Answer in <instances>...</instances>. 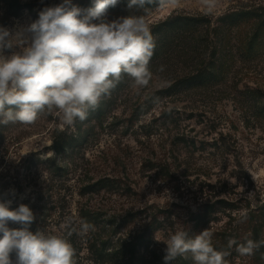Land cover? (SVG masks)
Returning <instances> with one entry per match:
<instances>
[{
  "label": "rangeland",
  "instance_id": "rangeland-1",
  "mask_svg": "<svg viewBox=\"0 0 264 264\" xmlns=\"http://www.w3.org/2000/svg\"><path fill=\"white\" fill-rule=\"evenodd\" d=\"M62 2L0 0V26H26L38 19L44 7ZM71 5L88 9L94 0H71ZM263 5L264 0H217L209 15L199 0L148 8L147 22L156 44L150 85L137 94L125 78L105 99L109 106L103 125L86 122L84 127L90 130L92 126L88 142L57 157V171L49 165V159L55 158L51 150L55 131L75 132L81 121L64 126L57 117L42 115L30 126L0 124V200H11V209L29 206L35 217L31 231L42 229L69 239L76 250V264H99L89 251L90 231L68 237L64 227L69 217L79 225L81 208L96 211L107 225L103 235L114 245L128 235V227L115 229L132 211L159 207L177 221L214 195L235 202L240 210L233 216L263 204L264 36L249 54L251 25L229 34L214 30L221 16ZM129 14L121 2L109 7L104 18L111 21ZM175 17H205L212 24L155 29ZM213 60L223 64L220 80L171 97L154 95ZM161 66L163 71H159ZM104 180L110 182L100 190H84ZM228 220L222 215L215 227ZM111 221L114 225L109 226ZM9 227L21 225L10 222ZM167 234L159 230L155 241L166 240ZM236 264H249V258L237 259Z\"/></svg>",
  "mask_w": 264,
  "mask_h": 264
},
{
  "label": "clouds",
  "instance_id": "clouds-1",
  "mask_svg": "<svg viewBox=\"0 0 264 264\" xmlns=\"http://www.w3.org/2000/svg\"><path fill=\"white\" fill-rule=\"evenodd\" d=\"M156 2L128 0L130 14L108 21L105 14L118 0H94L88 9L63 0L44 7L26 26H0V124L30 126L42 115H52L62 125L74 126L110 98L125 78L137 94L147 88L153 79L150 62L156 44L146 5ZM199 2L205 15L217 7V0ZM158 3L176 6L179 0ZM140 10L142 14H137ZM11 203L0 200V264H76L69 239L42 229L31 231L33 211L25 204L11 209ZM10 222L21 227H9ZM64 227L68 237L94 229L86 221L76 226L70 217ZM212 237L208 229L194 237L175 231L162 241L167 246L165 264L177 257L190 258L193 264H229L234 245L240 256L248 257L264 247V238L237 244L229 237L227 247L218 249Z\"/></svg>",
  "mask_w": 264,
  "mask_h": 264
},
{
  "label": "trees",
  "instance_id": "trees-1",
  "mask_svg": "<svg viewBox=\"0 0 264 264\" xmlns=\"http://www.w3.org/2000/svg\"><path fill=\"white\" fill-rule=\"evenodd\" d=\"M121 2L127 5L128 0H119L117 4ZM159 6L158 0L156 3L146 5L150 9ZM214 23V30L219 34L223 32L229 34L234 28L251 25L254 34L247 43L246 50L252 54L255 48L254 43L264 36V5L249 10L230 12L218 18ZM210 24L212 23L205 17H175L163 22L155 29H159L161 26H166L168 29H185L190 26L196 28ZM223 70V64L215 60L210 61L208 64H203L195 74L180 79L169 88L158 91L154 95L171 97L175 92L180 93L186 89L209 86L223 77ZM106 103L107 100L104 99L95 111H90L87 119L77 125L75 132H69L67 129L55 131L51 145L55 158L49 159L51 169L60 170V166L56 164L57 157L67 155L88 142L92 126L90 130L87 129L88 127H84L86 122H93V125L97 126L103 125L107 117L106 106H109ZM262 111L264 112V107ZM134 112L132 117L137 115V109ZM108 181L110 182V180H104L87 185L84 190L86 192L100 190L101 185ZM239 210L233 200L214 195L207 198L195 212L182 216L177 221L173 219L171 212L159 207L132 211L120 223H117L115 229V231H121L128 227V235L118 239L114 245H109L106 235H103L107 225L100 222L95 210L81 208L79 216L82 221L94 226V229L90 230L92 239H90L88 247L99 264H165L163 257L166 254L167 246L162 241H155L156 233L159 230L168 233L166 235L168 238L170 234L179 230H184L190 237H194L208 229L213 233L212 243L218 249L227 247L229 237L235 238L237 244L244 243L246 239L264 238V203L254 208L249 206L244 214L233 216ZM222 215H226L229 220L225 225L215 227ZM111 225H114L112 221L109 222V226ZM230 253L227 257L229 264H236L237 259L248 257L240 256L235 251V245ZM248 258L249 264H264V247ZM168 264H193V262L190 258L177 257L176 260L169 261Z\"/></svg>",
  "mask_w": 264,
  "mask_h": 264
}]
</instances>
